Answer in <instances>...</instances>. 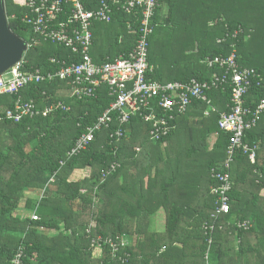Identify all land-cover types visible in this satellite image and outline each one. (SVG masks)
<instances>
[{
	"label": "trees",
	"instance_id": "1",
	"mask_svg": "<svg viewBox=\"0 0 264 264\" xmlns=\"http://www.w3.org/2000/svg\"><path fill=\"white\" fill-rule=\"evenodd\" d=\"M158 2L154 32L149 38L148 59L154 67L150 77L162 83L187 82L192 78L208 80L219 70L209 68L204 60L230 54L235 43L239 63L257 69L264 78V0ZM5 6L12 31L28 40L32 32L22 21L24 8L14 0H5ZM131 18L116 12L107 28L103 27L105 30H101L100 24L106 23L95 25L92 55L97 62L106 56L113 60L132 49L133 35L127 29ZM239 28L243 29L239 37H230ZM225 36V42H218ZM52 57L69 62L73 54L62 45L41 40L25 53L26 68L56 70L59 65L51 62ZM66 90L69 91L68 83L58 80L32 84L22 90V95L25 100L34 99L41 108L62 100L70 107L68 111L58 110L47 117H25L20 122L0 120V264H12L19 248L24 250L22 264H264V197L261 195L264 145L255 164L244 151L236 152L231 170L234 182L229 194L231 210L217 220L211 245L203 228L206 222L214 221L211 213L216 208V196L211 192L215 181L210 170L227 158L229 134L220 130L218 121L220 113L229 110L231 86L209 92L216 110L210 109L206 122L213 127L203 133V139L212 132H218V138L210 152L205 149L206 162L201 164V173L194 178L196 182L193 180L194 191L203 196L202 207L206 211H199L191 224L181 226L183 216L187 215L181 208L184 204V208L192 207L194 199L188 196L183 199L186 201H175L170 208L166 202L158 204L157 208L164 205L168 209L163 233L150 232L141 223L143 220L131 225L132 221L124 218L125 212L120 211L117 194L111 191L135 147L153 146L149 143L153 142L149 138V124L140 116L133 117L125 137L115 143L110 142L109 136L119 126L115 122L110 129L98 132L86 150L67 158L78 137L95 123L113 97L105 87L97 97L86 100H76L68 94L62 96ZM261 98H264V81L262 85L251 86L247 103L255 106ZM15 99L16 96L0 95V116L13 106ZM191 107L203 115L209 105L195 101ZM170 135L153 143L160 147ZM245 141L264 144V115L247 131ZM147 153L153 152L147 148ZM163 155L162 151L155 159L151 158L152 163L162 161ZM62 160H66L64 165ZM115 161L120 163L119 168L104 178L102 174ZM152 163L145 171L155 182L160 172L158 165ZM153 167H156L155 175ZM85 168L90 169L88 176L69 180L76 169ZM29 189L38 191V195L26 197ZM33 210L39 219H32ZM153 212H144L143 217L148 215V218ZM136 215L142 214L140 211L132 214ZM245 219L251 221V228L237 231L236 222ZM89 228L91 233L87 232ZM98 236L121 237L128 245L116 257L109 244L96 255L91 240Z\"/></svg>",
	"mask_w": 264,
	"mask_h": 264
},
{
	"label": "built area",
	"instance_id": "2",
	"mask_svg": "<svg viewBox=\"0 0 264 264\" xmlns=\"http://www.w3.org/2000/svg\"><path fill=\"white\" fill-rule=\"evenodd\" d=\"M14 2L24 8L22 21L28 24L32 32L28 40L23 38L27 45L25 53L42 40L70 49L73 59L68 62L52 57L51 62L59 65L58 68L44 71L41 68H26L24 53L18 63L0 74V95L16 96L13 106L5 110L0 120L6 118L20 122L25 117H47L58 110H70L62 100L47 103L42 108L38 107L34 99L25 100L22 90L32 84L65 81L69 85L70 96L76 100L95 98L103 87L107 88L113 97L95 123L78 137L68 151L67 158L86 150L98 132L110 129L115 122L119 126L109 134L110 142H119L125 137L127 126L135 116H140L149 124L151 141H162L171 134L178 118L187 113L193 102H204L210 109L216 110L209 92L232 87L229 110L221 112L218 121L220 130L229 134L227 158L210 170V176L215 181L211 192L216 196V208L211 213L214 221L206 222L203 228L208 236V244L211 245L217 220L229 214L231 210L229 194L234 184L231 170L236 152L244 151L251 163L255 164L258 151L264 145L245 141L247 131L254 128L264 115V98L255 106L247 103L251 86L262 85L263 75L257 69L239 63L234 43L230 54L208 57L204 60L209 68L219 70L208 80L192 78L187 82L162 83L150 77L154 67L148 59L149 38L154 32L158 0H14ZM116 12L132 17L127 24L128 32L133 35L132 49L113 60L106 56L105 60L97 62L92 55L95 45L94 26L97 23H111ZM242 32L243 29L239 28L230 37L237 39ZM226 36L220 38L218 42H225ZM206 114H209V111H206ZM65 162L66 160H62L61 164L64 165ZM119 166V162H112L102 174L103 177L106 178L116 172ZM31 217L33 220L39 219L36 210H33ZM251 225L249 219L239 220L236 222V230L246 231ZM222 227L223 225H220V228ZM87 232L91 233V229H87ZM238 240L240 242V239ZM105 244H109L113 256L116 257L118 252L127 247L128 242L121 237L110 236L106 238L98 236L91 240L95 254L98 253L96 251L100 254ZM23 256L24 250L19 248L12 264H22Z\"/></svg>",
	"mask_w": 264,
	"mask_h": 264
},
{
	"label": "crops",
	"instance_id": "3",
	"mask_svg": "<svg viewBox=\"0 0 264 264\" xmlns=\"http://www.w3.org/2000/svg\"><path fill=\"white\" fill-rule=\"evenodd\" d=\"M191 106L186 114L178 118L172 134L160 147L153 142L149 143L156 148L150 147V145L148 147L145 145L144 147L136 146V153L133 152L131 158L127 159L130 162L123 169L121 176L117 179L118 181H114L111 191L114 190L117 194L116 202L120 211L125 212L127 216L124 218L130 222L132 221L131 225H136L137 220H143L141 223L148 226L150 232H165L167 208H170L175 201H186L183 199L188 196L190 200L194 199L195 203L190 208H184L186 207L185 204L181 208L187 213L181 220V226L191 224L199 211H206V207H202L203 196L194 191V183L196 182L194 178L196 174L198 175L201 164L206 162L205 149L208 152L212 150L217 141L218 132L206 134V139H203V133H207L208 129L213 127L209 122H206L212 110L207 108L202 115L199 110L193 109ZM206 111H209V114H206ZM147 148H150L153 153L148 154ZM162 151L164 154L163 160L156 162L157 164L152 163V159H155ZM151 163L159 167L160 174L155 182L154 179H149L150 175L145 171V167ZM197 163L200 165L197 166ZM156 167H153V175L156 174ZM89 174V168L76 169L70 179H82ZM183 184L187 185L184 186ZM183 189H188L186 191L191 190L190 194L184 195L186 191ZM167 192L169 193L168 196H166ZM25 194L26 197L35 196L38 195V191L29 189ZM164 202L168 204L167 208L164 205L157 208L158 204H164ZM126 203L132 206L127 207L125 206ZM150 210H154V212L148 218V215H145L146 218L143 217L144 212ZM137 211H140L142 215H136L135 218L132 214Z\"/></svg>",
	"mask_w": 264,
	"mask_h": 264
},
{
	"label": "water",
	"instance_id": "4",
	"mask_svg": "<svg viewBox=\"0 0 264 264\" xmlns=\"http://www.w3.org/2000/svg\"><path fill=\"white\" fill-rule=\"evenodd\" d=\"M26 50L25 40L10 27L5 1L0 0V74L18 63Z\"/></svg>",
	"mask_w": 264,
	"mask_h": 264
},
{
	"label": "rangeland",
	"instance_id": "5",
	"mask_svg": "<svg viewBox=\"0 0 264 264\" xmlns=\"http://www.w3.org/2000/svg\"><path fill=\"white\" fill-rule=\"evenodd\" d=\"M106 26V28H107V24H100V27H101V30H105V28H103V27H105ZM66 94H70L69 93V91H65L64 93H62V96H65L66 97ZM69 180H71V179H69ZM261 195L264 197V190H262L261 191ZM36 196V195H35ZM29 211V213H30V210H28ZM31 214H33V211H31ZM132 227V226H131ZM164 228V227H163ZM237 242H239V240L237 239ZM96 252H98L97 253V255H99V251H96Z\"/></svg>",
	"mask_w": 264,
	"mask_h": 264
}]
</instances>
